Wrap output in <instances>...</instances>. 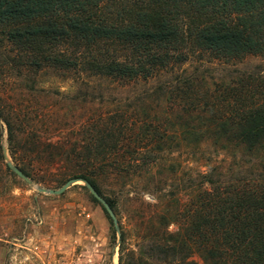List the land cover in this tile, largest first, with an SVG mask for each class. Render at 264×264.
<instances>
[{
    "label": "trees",
    "instance_id": "16d2710c",
    "mask_svg": "<svg viewBox=\"0 0 264 264\" xmlns=\"http://www.w3.org/2000/svg\"><path fill=\"white\" fill-rule=\"evenodd\" d=\"M260 55L264 0H0L2 92L15 81L25 89L15 106L0 99V158L6 162L5 130L12 162L34 182L43 183L40 171L55 170L61 184L85 179L103 196L107 170L141 177L176 139L194 150L213 146L216 159L207 160L216 165L195 172L199 183L186 203L183 196L171 201L175 215L161 216L163 231L145 253L163 264H198L192 253L202 264H264V76L213 84L203 75L179 76L152 94L166 105L164 120L137 119L134 111L149 110L141 98L130 115L89 117L56 140L35 129L47 115L34 108L36 78L47 70L128 86L177 73L203 56L230 64ZM170 117L177 121L171 129ZM123 264L147 263L131 256Z\"/></svg>",
    "mask_w": 264,
    "mask_h": 264
},
{
    "label": "rangeland",
    "instance_id": "374dc122",
    "mask_svg": "<svg viewBox=\"0 0 264 264\" xmlns=\"http://www.w3.org/2000/svg\"><path fill=\"white\" fill-rule=\"evenodd\" d=\"M176 72L148 83L124 86L100 77L76 81L52 70L44 71L36 78L34 108L45 111L47 116L36 121L35 129L46 139L69 137L73 128L78 129L79 123L89 117L116 112L130 115L132 106L141 98L149 110L134 111L136 118L149 115L161 121L168 117L166 105L152 97L160 85L184 75H203L209 84L227 83L244 73L264 76V55L230 64L203 56ZM1 87L0 83V99L12 106L19 100L21 91H25L24 83L18 81L5 88L7 92H2L4 87ZM62 94L77 100H62ZM169 121L171 129L176 117H170ZM2 143L7 155L4 151L6 162L0 158V264H123L131 256L147 264H163L145 253L148 243L163 231L161 216L173 219L178 207L171 201L183 196L182 202L186 203L192 187L199 183L195 172L216 165L215 161L207 160L213 155L216 159L213 146L194 150L188 142L176 139L168 144L172 151L160 154L157 164L151 165L141 177L134 171L116 174L107 170L101 175L100 186L103 197L115 203V208L109 204L116 215L115 223L82 181L57 195L40 191L60 189L67 182L61 184V174L55 170L39 172L43 183L29 177L31 182H27L19 177L9 166L12 160L5 130ZM223 157L219 154L217 161ZM177 228L172 222L169 231ZM122 245L125 253H121ZM190 260L203 263L198 253H192Z\"/></svg>",
    "mask_w": 264,
    "mask_h": 264
},
{
    "label": "water",
    "instance_id": "95a60500",
    "mask_svg": "<svg viewBox=\"0 0 264 264\" xmlns=\"http://www.w3.org/2000/svg\"><path fill=\"white\" fill-rule=\"evenodd\" d=\"M4 151H5V155H7V150L5 149ZM9 166L19 177L26 180L27 182H31V180L26 176V174L19 167L14 165L12 162H9ZM79 181H82L86 184L87 188L90 190L92 195L104 205V207L106 208V210L108 211L110 216L114 219L115 223H117L116 215H115L114 211L112 210L111 206L109 205V203L106 201V199L102 195H100V193L95 189V187L89 181H87L85 179L72 178V179H69L64 184V186L60 189H51V190L40 189V191L48 192L50 194L60 195L64 191H66L72 184L79 182Z\"/></svg>",
    "mask_w": 264,
    "mask_h": 264
}]
</instances>
